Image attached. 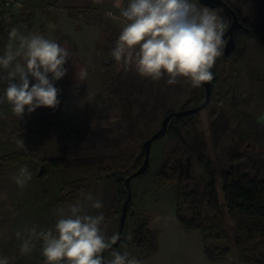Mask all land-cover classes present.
Listing matches in <instances>:
<instances>
[{"label":"rangeland","instance_id":"obj_1","mask_svg":"<svg viewBox=\"0 0 264 264\" xmlns=\"http://www.w3.org/2000/svg\"><path fill=\"white\" fill-rule=\"evenodd\" d=\"M226 1L239 10L240 20L264 24V6L250 4V0ZM209 9L230 23L220 8ZM10 22L14 25L7 27L9 32L16 28L21 35L42 34L67 46L71 53L65 65L67 74L54 82L61 90L56 109L41 107L31 114L25 110L23 118L17 119L9 104L0 103V257H8L9 264H44L41 243L36 242L30 254L21 255V241L15 233L53 227L58 209H66L89 193L103 202V208L93 209L89 203L85 211L103 212L102 230L109 237L117 233L123 202L114 179L106 175L115 168L133 172L143 141L160 128L165 113L192 107L198 90L203 96H198L196 104L204 100L205 93L203 85L192 88L183 80L168 85L164 79L141 78L134 68H121L110 52L124 20L112 0H27L25 5L22 1L7 26ZM9 43V34L0 37V55ZM236 44L241 50L216 59L209 103L172 120L175 133L166 129L151 142L147 170L130 180L132 205L125 217L122 242L112 250L139 256L146 246L134 235L141 217L135 211L142 210L146 216L167 207L175 194L199 185L200 179L203 194L193 203L204 219L212 218L224 199L219 169L238 166L264 177V42L239 34ZM80 68L88 72L83 82L75 75ZM4 75L6 71L0 69V76ZM29 79L31 86L35 80ZM5 87L0 81V96ZM13 136L24 141L26 151L16 148ZM196 153L211 163L210 174L197 162ZM62 157V165H50L49 158ZM25 165L32 179L21 188L12 177ZM191 204L190 199L178 198V212L184 213ZM226 230V240L208 239L206 245H229L228 256L237 260L235 231L231 225ZM245 245L249 254L263 252L253 241ZM110 254L111 250L104 253Z\"/></svg>","mask_w":264,"mask_h":264},{"label":"clouds","instance_id":"obj_2","mask_svg":"<svg viewBox=\"0 0 264 264\" xmlns=\"http://www.w3.org/2000/svg\"><path fill=\"white\" fill-rule=\"evenodd\" d=\"M113 6L120 10L124 24L110 55L125 71L134 68L141 78L164 79L168 85L183 80L192 88L213 79L212 68L223 54L229 28L216 11L194 0H127L126 6L124 0H113ZM9 40L0 55V69L6 71L0 76L6 84L0 103L9 104L17 119L23 118L25 110L31 114L41 107L56 109L61 90L54 82L68 72V47L42 34L21 35L16 28L9 32ZM75 75L83 82L87 69L80 68ZM30 77L35 80L31 86ZM13 141L17 149L27 150L22 139L13 136ZM12 179L23 188L32 174L25 165ZM89 203L93 209L103 208V202L89 193L66 209H58L53 227L17 231L21 255L30 254L40 242L44 264H142L128 251L112 250L120 236L106 235L101 227L104 213L88 214L85 206ZM109 250L110 257L105 256ZM0 264H9V258L0 257Z\"/></svg>","mask_w":264,"mask_h":264},{"label":"trees","instance_id":"obj_3","mask_svg":"<svg viewBox=\"0 0 264 264\" xmlns=\"http://www.w3.org/2000/svg\"><path fill=\"white\" fill-rule=\"evenodd\" d=\"M226 1V0H225ZM227 2V1H226ZM254 5L264 6V0H250ZM228 3V2H227ZM230 5V3H228ZM231 6V5H230ZM232 7V6H231ZM236 14L239 16V10L232 7ZM225 16V15H224ZM228 20L229 18L225 16ZM240 19V16H239ZM240 27L234 31L235 48L226 56H230L231 53L239 49L236 44L238 35L254 37L260 42H264V24L253 23L246 19L240 20ZM10 24V25H9ZM10 26L13 27L14 22H10ZM7 27L0 26V37L7 36L9 31ZM213 72V70H212ZM214 78V72H213ZM204 87V86H203ZM212 89V80H211ZM205 93V90H204ZM198 96H203V92L198 90L196 97H193L192 101L195 105L201 103L198 102ZM193 105V106H195ZM186 108V107H184ZM182 109V108H181ZM184 116V115H183ZM183 116H172L167 123V130L175 133L174 128L170 125L172 120L181 119ZM169 124V125H168ZM250 141V140H246ZM254 144V143H253ZM256 148V147H255ZM254 147L251 149L255 150ZM197 162L203 166L206 173L212 172V165L202 153L195 154ZM144 158V149L139 153L134 163V170H136L141 160ZM143 161V160H142ZM65 159L62 158H49V163L52 166L62 165ZM141 162V163H140ZM140 163V164H139ZM138 165V166H137ZM123 168H115L106 175L107 178H113L116 184V192L119 199L123 202L128 194V188L125 184V178L129 175L126 174ZM133 170V171H134ZM147 170V168L145 169ZM132 173V172H131ZM130 173V174H131ZM220 176V190L224 194V199L217 205V210L213 214L212 218L204 219L202 210L193 203L195 199H201L200 187L203 184V179L199 180V185L179 191L178 198L185 200L190 199L191 205L188 206L184 213L177 214V220L180 225L186 229H197L203 235V249L204 253L209 259H222L230 253L229 245L224 247L209 248L206 245V240H226L227 239V226L231 225L235 231V237L233 240V246L237 262L239 264H264V177H259L257 171L247 170L238 166H231L227 169H219ZM211 185V183H209ZM205 187V186H204ZM131 190V187H130ZM132 192L130 200L127 204L125 217L128 209L131 207ZM141 217L134 228V235L141 238V243L144 244L145 251H143L136 258L142 257L144 254L152 251L155 247L156 232L147 228V217L139 210L135 211ZM121 214V209H120ZM120 218V216H119ZM125 222V220H124ZM119 226V224H118ZM124 229V225L122 231ZM121 231V236H122ZM253 241L263 248V252L260 254H249L245 242ZM122 240L120 237L121 244Z\"/></svg>","mask_w":264,"mask_h":264},{"label":"crops","instance_id":"obj_4","mask_svg":"<svg viewBox=\"0 0 264 264\" xmlns=\"http://www.w3.org/2000/svg\"><path fill=\"white\" fill-rule=\"evenodd\" d=\"M22 1L25 5L27 0ZM177 202L175 194L171 205L146 215L147 228L157 236L154 249L138 258L142 264H239L229 256L209 259L204 253L202 233L197 229H186L178 222Z\"/></svg>","mask_w":264,"mask_h":264},{"label":"water","instance_id":"obj_5","mask_svg":"<svg viewBox=\"0 0 264 264\" xmlns=\"http://www.w3.org/2000/svg\"><path fill=\"white\" fill-rule=\"evenodd\" d=\"M198 2L201 5L209 7V8H220L223 14L229 18L230 20L229 28L225 32V39L227 40V44L225 45L224 50H223V53L225 55H228L235 48V38L233 34H234L235 29L240 27L241 25L239 16L236 14L235 10L225 0H198ZM203 86L205 90V97L201 103L195 106H192V107L182 108L178 110H170L166 112L161 120L160 128L143 141V149H144L143 161L136 170H134L131 174H129L125 178V184L128 188V194H127L126 199L123 201L122 207H121L119 227H118V232H117V234H119L120 237H121V231L124 225L127 204L130 200V195H131V190H130L131 178L141 174L147 168V165L149 162V149H150L151 142L157 137L165 134L167 123L172 116H183V115L193 114L199 111L200 109H202L203 107H205L209 103L210 96H211V81L204 83ZM40 174H41V170H39L38 172V175ZM119 242H120V239L117 241L115 245H113V247L117 246Z\"/></svg>","mask_w":264,"mask_h":264},{"label":"built area","instance_id":"obj_6","mask_svg":"<svg viewBox=\"0 0 264 264\" xmlns=\"http://www.w3.org/2000/svg\"><path fill=\"white\" fill-rule=\"evenodd\" d=\"M22 0H0V26L7 27L8 21L18 13Z\"/></svg>","mask_w":264,"mask_h":264}]
</instances>
